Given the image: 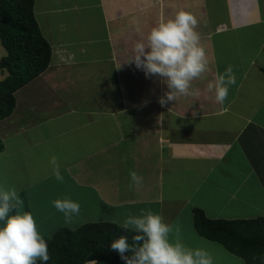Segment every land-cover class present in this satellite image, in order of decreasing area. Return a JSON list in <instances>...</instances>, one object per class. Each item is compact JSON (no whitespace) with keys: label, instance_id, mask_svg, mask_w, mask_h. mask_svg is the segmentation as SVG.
<instances>
[{"label":"crops","instance_id":"crops-1","mask_svg":"<svg viewBox=\"0 0 264 264\" xmlns=\"http://www.w3.org/2000/svg\"><path fill=\"white\" fill-rule=\"evenodd\" d=\"M68 5L72 18L58 30L74 38L50 39L49 67L15 92L13 114L0 120V164L27 178L16 189L24 201L20 211L51 221L54 192L79 202L77 225H122L128 215L151 209L172 226L173 242L205 250L207 242H215L198 233L194 208L210 218L236 219L245 213L239 216V207L256 203L244 217L262 216L264 0H68ZM180 10L197 17L210 70L192 81L199 96H181L161 107L158 99L167 85L158 76L146 78L128 61L138 41L146 42L154 26ZM77 12L99 19L102 14V32L94 24L77 26ZM35 13L50 37L37 3ZM4 54L0 43V57ZM229 65L236 84L220 104L206 87ZM6 74L0 69V80ZM41 154L57 157L63 182L51 165L36 168L44 163ZM133 171L143 177L142 188L130 187Z\"/></svg>","mask_w":264,"mask_h":264},{"label":"clouds","instance_id":"clouds-1","mask_svg":"<svg viewBox=\"0 0 264 264\" xmlns=\"http://www.w3.org/2000/svg\"><path fill=\"white\" fill-rule=\"evenodd\" d=\"M197 17L191 12L178 11L173 18L154 26L146 42L134 45V55L128 62H134L146 78L158 76L169 91L158 99L161 107L177 101L181 96H199V90L192 89V81L209 71V59L201 43ZM147 49V51H146ZM236 84L233 67L217 73L207 84L206 91L215 93V101L223 104L230 87ZM57 181L63 182L57 157L49 161ZM130 187L142 188L143 177L130 173ZM54 208L63 213L65 224H71L81 215L79 202L69 197L56 199ZM24 201L18 192L0 187V264H36L50 259L48 244L38 230L37 221L30 211H20ZM13 210L15 214L9 215ZM124 230H134L132 242L120 236L111 242L110 251L119 253L125 264H214L213 257L205 249H190L178 239H170L172 226L165 223L161 215L151 209H141L139 215H128L122 223ZM178 231V230H177ZM126 253H130L127 255ZM85 264H98L88 259Z\"/></svg>","mask_w":264,"mask_h":264},{"label":"trees","instance_id":"trees-1","mask_svg":"<svg viewBox=\"0 0 264 264\" xmlns=\"http://www.w3.org/2000/svg\"><path fill=\"white\" fill-rule=\"evenodd\" d=\"M35 2L0 0V40L7 50L0 59V69L7 73L0 80V120L13 114L15 92L43 73L52 60V46L42 33ZM3 150L0 138V152ZM193 212L194 224L201 236L224 245L247 264H264V216L210 218L199 207ZM135 234L134 230L126 231L112 221L88 222L75 229L63 226L48 242L49 261L38 260L36 264H85L88 259L98 264H125L118 252L110 251V245L120 236L128 237L131 243Z\"/></svg>","mask_w":264,"mask_h":264},{"label":"rangeland","instance_id":"rangeland-1","mask_svg":"<svg viewBox=\"0 0 264 264\" xmlns=\"http://www.w3.org/2000/svg\"><path fill=\"white\" fill-rule=\"evenodd\" d=\"M36 3L38 5V11H39V15H40L39 17L43 18V20H44V23L42 22V26H43V24L46 27L49 26L50 31H51L50 37H47L48 41H51L50 40L51 38H56V37L61 36V35L62 36H69L70 38H74V35H73L74 33H71L69 31L62 32L61 30L60 31L58 30L60 24H67L70 22V20L72 18L71 14H68L69 12H67L65 9V8L70 6V5H68V0H37V2H35V4ZM52 8H55L56 10L62 9L61 10L62 12L51 14V12H48V10L52 9ZM46 10H47V12H46ZM97 11L98 10L96 9V12ZM92 13H93V10L90 11V14H92ZM75 16L78 18L76 21L77 26L81 27V25H86L85 27H91L92 28V24H94L96 26L98 25V28H96L97 34L99 35L102 32V29H103V28H101V26L103 25V15L102 14H101V19H99V17L96 18L95 16H90V17L83 16L81 12L75 13ZM72 26L73 25L71 24V27ZM78 33L79 34L77 36L78 37L82 36V38H83L82 32L79 31ZM0 43L4 49V53H5L4 55H6L7 50L4 47V45L2 44L1 40H0ZM43 150L44 149H39L40 153L44 154ZM42 154L39 157L43 156L45 158L44 163L41 164V163L37 162V164H39V165L36 166V168H38L40 170L43 169L45 171L48 168H50V163H49L50 157H49V155H42ZM1 164H2V162H1ZM1 164H0V187L5 188L6 190L12 189V188H14L15 190L18 189L20 187V185L26 181L27 178L24 179L23 175L14 176L15 175L14 172H16V174H17L18 171H14L13 168H6L5 169V167H4V169H3ZM30 175L32 178H37L36 175H33V174H30ZM30 180H36V179H30ZM59 193L54 192V197L52 199V202L56 199H60V197L62 199V196H61V194L59 195ZM260 194H262V193H260ZM44 195L47 196L48 193H44ZM48 197H51V196L48 195ZM48 201H49L48 199L45 200L47 205H49ZM251 201H253V200H251ZM256 205H257L256 203H252L251 205H248V207H246L244 209H243V207H239L237 209V211L239 212L238 213L239 216L241 215V212L245 211V213L242 215L243 217H239V218H249V217H244V216H250L246 212L247 211L249 212L248 209H252ZM51 206L54 207L53 205H51ZM254 209H256V208H254ZM258 210H262V207H260ZM263 211H264V209H263ZM233 213H235L234 210H233ZM262 216H264V212H263ZM51 218H52V220H51ZM54 218H55V220H53ZM35 219L37 221L38 230L41 232V234L46 239L47 244H48L49 240L51 239L50 237L53 236L52 234H54L61 227L67 226L69 228L75 229V228L83 225V224L77 225L78 221H74L71 224H65L63 213H61L59 211H56V214L53 215V217H49V219L51 221H45L44 220V222H42L41 216H36ZM50 235H52V236H50ZM214 242H215L214 244L207 242V251L213 257L214 264H247V262L244 258L239 257V256L231 253L230 251L227 250V248H225L219 242H217V241H214Z\"/></svg>","mask_w":264,"mask_h":264},{"label":"bare ground","instance_id":"bare-ground-1","mask_svg":"<svg viewBox=\"0 0 264 264\" xmlns=\"http://www.w3.org/2000/svg\"><path fill=\"white\" fill-rule=\"evenodd\" d=\"M204 22V21H203Z\"/></svg>","mask_w":264,"mask_h":264}]
</instances>
